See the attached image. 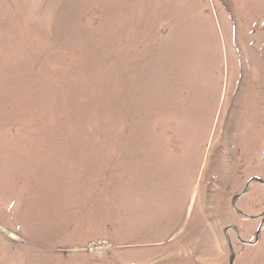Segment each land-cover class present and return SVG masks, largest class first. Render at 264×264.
<instances>
[{
    "label": "rangeland",
    "instance_id": "rangeland-1",
    "mask_svg": "<svg viewBox=\"0 0 264 264\" xmlns=\"http://www.w3.org/2000/svg\"><path fill=\"white\" fill-rule=\"evenodd\" d=\"M263 157L264 0H0V264H264Z\"/></svg>",
    "mask_w": 264,
    "mask_h": 264
},
{
    "label": "flooded vegetation",
    "instance_id": "flooded-vegetation-1",
    "mask_svg": "<svg viewBox=\"0 0 264 264\" xmlns=\"http://www.w3.org/2000/svg\"><path fill=\"white\" fill-rule=\"evenodd\" d=\"M263 162H264V157H263ZM259 177L256 173L252 174L250 176L249 179H247L244 183L243 186L241 187V189L235 193V195H239V193L245 189L244 193L241 194L235 201V203H232V198H230L229 200V205L231 207V210L234 211V213L237 215V217L239 218V220H245V221H255L257 222V226H255L254 229V233H256L258 231L259 228L262 227V225L264 224V204H263V210L261 212H251V210H249V206H251V208L253 207L252 203H251V198H249V194H250V189L252 186H250L251 183H255V184H260L262 186H264V178ZM261 181H260V180ZM238 205V207H236L235 205ZM228 230H232L233 231V235L235 236V243H233L230 238L228 237ZM223 234L225 236V244H226V248H228L229 251V256H230V252H231V248L233 249L234 244H238L240 243V245H250V244H254V240L256 238L255 235L251 236L249 239H242L240 237V231L238 229V227L232 223L227 224L223 227L222 230ZM253 233V234H254ZM234 252V249H233Z\"/></svg>",
    "mask_w": 264,
    "mask_h": 264
},
{
    "label": "crops",
    "instance_id": "crops-1",
    "mask_svg": "<svg viewBox=\"0 0 264 264\" xmlns=\"http://www.w3.org/2000/svg\"><path fill=\"white\" fill-rule=\"evenodd\" d=\"M174 61H175V58H174ZM173 87H174V96H175L176 95L175 83H174ZM200 169H201V165L199 163L197 171H192L191 175L189 177H187L190 181L192 180L191 185H190L191 188L188 191L187 200L185 202L186 197L185 196L182 197L180 204L178 205L177 209L175 210V214L177 215V217L174 219V224H173L174 228L171 229V231H174V236H173L174 242H175L174 247L175 246L180 247L181 246V245H179L180 242H183V241L186 242V240L188 239V236H189V231L195 230L196 228L198 229L200 226H202L204 228V223H203L202 219L204 217L203 216L204 210L206 208L204 207V205L202 203L197 204V208H198L197 214L200 215L201 217L199 219H197V221L195 219V222L190 224L191 215L194 212L193 210H195L196 202H197L196 198H197L198 194H197V186H195V185H196L197 179L199 178ZM201 178H202V173L200 175V181H201ZM52 212H55V211H52ZM52 214L56 216L55 213H52ZM208 231H212V230L209 228Z\"/></svg>",
    "mask_w": 264,
    "mask_h": 264
},
{
    "label": "water",
    "instance_id": "water-1",
    "mask_svg": "<svg viewBox=\"0 0 264 264\" xmlns=\"http://www.w3.org/2000/svg\"><path fill=\"white\" fill-rule=\"evenodd\" d=\"M259 180H260V179H259ZM260 181H261V180H260ZM244 191H245V189L242 190V191L239 193V195L234 196V198H233V200H232V203H233V204L235 203L236 199H237L241 194L244 193ZM232 259H234V253H233V251H232V249H231V252H230V259H229V264H232V262H233Z\"/></svg>",
    "mask_w": 264,
    "mask_h": 264
},
{
    "label": "bare ground",
    "instance_id": "bare-ground-1",
    "mask_svg": "<svg viewBox=\"0 0 264 264\" xmlns=\"http://www.w3.org/2000/svg\"><path fill=\"white\" fill-rule=\"evenodd\" d=\"M7 234H8L10 237H13L14 239H15V237H16L15 234L10 233V232H8V231H7Z\"/></svg>",
    "mask_w": 264,
    "mask_h": 264
}]
</instances>
